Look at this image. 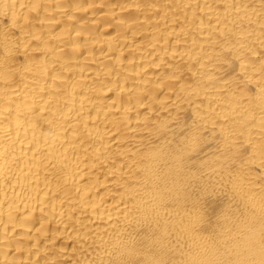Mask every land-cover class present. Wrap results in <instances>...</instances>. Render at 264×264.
I'll return each instance as SVG.
<instances>
[{"label":"bare ground","instance_id":"1","mask_svg":"<svg viewBox=\"0 0 264 264\" xmlns=\"http://www.w3.org/2000/svg\"><path fill=\"white\" fill-rule=\"evenodd\" d=\"M0 264H264V0H0Z\"/></svg>","mask_w":264,"mask_h":264}]
</instances>
